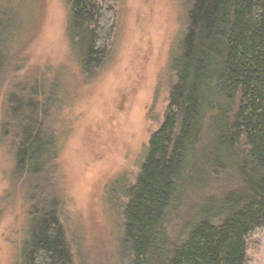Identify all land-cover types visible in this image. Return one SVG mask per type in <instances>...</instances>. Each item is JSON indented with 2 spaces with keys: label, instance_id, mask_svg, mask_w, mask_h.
I'll return each mask as SVG.
<instances>
[{
  "label": "trees",
  "instance_id": "trees-1",
  "mask_svg": "<svg viewBox=\"0 0 264 264\" xmlns=\"http://www.w3.org/2000/svg\"><path fill=\"white\" fill-rule=\"evenodd\" d=\"M67 2L71 54L92 75L110 49L118 0ZM172 64L168 110L127 192L123 254L128 264H247L248 243L264 231V0H189ZM51 101L44 88L13 92L0 125L14 149L13 188L31 195L15 264H74L48 174L58 156ZM181 204L191 219L174 234Z\"/></svg>",
  "mask_w": 264,
  "mask_h": 264
},
{
  "label": "rangeland",
  "instance_id": "rangeland-1",
  "mask_svg": "<svg viewBox=\"0 0 264 264\" xmlns=\"http://www.w3.org/2000/svg\"><path fill=\"white\" fill-rule=\"evenodd\" d=\"M188 8L189 0H118L107 57L86 75L69 47L67 0H0L8 56L0 125L11 93L44 88L45 97L51 95L47 123L58 156L48 174L74 264H128L121 248L123 209L168 110L172 59L186 33ZM13 165L11 136L0 130V264H15L31 196L14 190ZM188 213L178 205L174 234L188 224ZM247 259L264 264V231L248 243Z\"/></svg>",
  "mask_w": 264,
  "mask_h": 264
}]
</instances>
